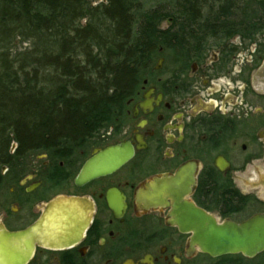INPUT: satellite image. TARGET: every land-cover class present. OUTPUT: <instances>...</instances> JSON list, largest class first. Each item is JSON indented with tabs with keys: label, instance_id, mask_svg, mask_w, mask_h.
Masks as SVG:
<instances>
[{
	"label": "flooded vegetation",
	"instance_id": "af4514ba",
	"mask_svg": "<svg viewBox=\"0 0 264 264\" xmlns=\"http://www.w3.org/2000/svg\"><path fill=\"white\" fill-rule=\"evenodd\" d=\"M214 2L200 25L169 28L183 32L170 36L181 41L149 68L115 126L77 147L38 152L22 175L3 167L16 211L9 224L0 219L8 232L71 214L52 225L50 243L68 247L35 245L26 264H250L264 256L212 258L170 224V199L143 202L150 184L184 172L193 178L184 199L217 224L264 215V0ZM123 144L133 150L127 164L76 184L86 162ZM64 198L75 200L71 210Z\"/></svg>",
	"mask_w": 264,
	"mask_h": 264
},
{
	"label": "trees",
	"instance_id": "16d2710c",
	"mask_svg": "<svg viewBox=\"0 0 264 264\" xmlns=\"http://www.w3.org/2000/svg\"><path fill=\"white\" fill-rule=\"evenodd\" d=\"M207 4L183 0L172 15L129 0H0V166L12 143L17 155L74 148L115 126L159 50L184 35L160 24L198 26ZM17 39L29 46L14 52Z\"/></svg>",
	"mask_w": 264,
	"mask_h": 264
},
{
	"label": "water",
	"instance_id": "95a60500",
	"mask_svg": "<svg viewBox=\"0 0 264 264\" xmlns=\"http://www.w3.org/2000/svg\"><path fill=\"white\" fill-rule=\"evenodd\" d=\"M132 157L133 150L128 144L108 147L84 164L76 184L81 185L99 176L114 173ZM192 183L193 178L188 179L184 172H180L175 178L165 179L160 184H150L143 202L149 206H158L162 205L161 201L170 199V224L178 227L181 232H191V244L212 258L242 254L251 259L264 252V215L256 216L240 226L219 225L184 199L187 188ZM61 202L69 210L76 204L74 199L69 198L61 199ZM70 219L71 214L65 220ZM43 220L45 221L36 223L30 229L16 233L8 232L0 222V264H26L33 255L35 245L47 248L68 247L67 240L60 245L50 244L55 243L57 237L54 236L56 227L52 225L65 220L59 221L56 216Z\"/></svg>",
	"mask_w": 264,
	"mask_h": 264
},
{
	"label": "rangeland",
	"instance_id": "374dc122",
	"mask_svg": "<svg viewBox=\"0 0 264 264\" xmlns=\"http://www.w3.org/2000/svg\"><path fill=\"white\" fill-rule=\"evenodd\" d=\"M89 2V6L91 8L98 7L101 4H106V0H87ZM181 1L183 0H129L130 3H132L133 6L137 7L140 6L144 11L156 9V8H165L166 12L173 13L178 12L176 9V5H180ZM207 6L203 10V15L208 16L212 15L216 9L214 0H206ZM176 9V10H174ZM138 11V10H136ZM178 19V17H175ZM173 19L164 20L160 24L161 30H168L170 26H172V23L174 22ZM181 20V19H180ZM29 45L25 43L24 41L17 39L14 42L13 45V51L19 52L25 50ZM168 53L163 50L161 54H158V56L155 57L153 60L151 67H153L156 64V61L158 58H166ZM18 148V147H17ZM9 155L10 163L9 166H14V172L18 175H22L23 171L26 169L25 166L33 164L38 154V152H29L24 155H17L16 154V145L14 143L11 144V147L9 149ZM8 165V164H7ZM24 166V167H23ZM5 167V166H4ZM25 168V169H24ZM3 166H0V176H1V182H0V219L4 221V223L7 225L9 224L10 218H12L14 212L12 208V202H11V194L10 189L12 188V185L9 181V176L7 175L6 170L4 169L2 172ZM29 170V169H27ZM31 170V169H30ZM19 216V214H18ZM21 216V214H20ZM4 264V263H2ZM250 264H264V256L255 259Z\"/></svg>",
	"mask_w": 264,
	"mask_h": 264
}]
</instances>
